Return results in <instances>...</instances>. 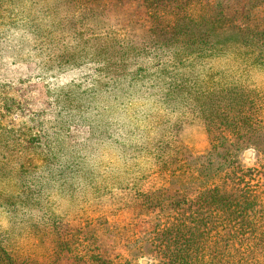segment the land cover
Instances as JSON below:
<instances>
[{
  "label": "rangeland",
  "instance_id": "1",
  "mask_svg": "<svg viewBox=\"0 0 264 264\" xmlns=\"http://www.w3.org/2000/svg\"><path fill=\"white\" fill-rule=\"evenodd\" d=\"M203 16L194 42L264 32V0H0V264L122 261L212 146L264 143L209 139L191 105L159 103L154 68ZM204 67L264 92V72L233 58Z\"/></svg>",
  "mask_w": 264,
  "mask_h": 264
},
{
  "label": "trees",
  "instance_id": "2",
  "mask_svg": "<svg viewBox=\"0 0 264 264\" xmlns=\"http://www.w3.org/2000/svg\"><path fill=\"white\" fill-rule=\"evenodd\" d=\"M220 8L217 4V16ZM205 23L203 16L174 35L173 65L154 68L152 78L165 99L159 103L191 105L209 139L219 128L264 138V92L226 70H197L212 58H233L264 72V52H257L250 38L264 37V32L247 37L242 28L238 40L194 42L193 29ZM247 150L264 159V143L257 140L232 149L212 146L182 184L177 181L169 189L173 204L160 209L153 231L130 244L126 259L107 264H264V163L244 168L240 156Z\"/></svg>",
  "mask_w": 264,
  "mask_h": 264
}]
</instances>
